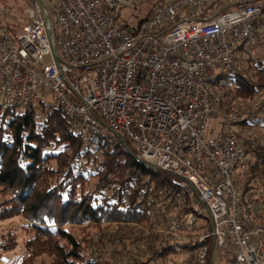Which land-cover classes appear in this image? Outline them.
<instances>
[{
	"label": "built area",
	"instance_id": "built-area-1",
	"mask_svg": "<svg viewBox=\"0 0 264 264\" xmlns=\"http://www.w3.org/2000/svg\"><path fill=\"white\" fill-rule=\"evenodd\" d=\"M143 1L41 0L50 27L32 0L16 28L0 21V104L26 108L50 93L78 133L128 141L148 167L180 179L147 194L153 226L133 224L162 240L152 251L139 243L131 264H171L159 256L169 245L186 257L194 245L195 264H212L215 251L264 264V178L240 183L249 156L239 122L251 113L221 110L212 83L236 46L264 38V0H153L147 17ZM132 238L116 241L128 249L120 264L132 261Z\"/></svg>",
	"mask_w": 264,
	"mask_h": 264
},
{
	"label": "trees",
	"instance_id": "trees-1",
	"mask_svg": "<svg viewBox=\"0 0 264 264\" xmlns=\"http://www.w3.org/2000/svg\"><path fill=\"white\" fill-rule=\"evenodd\" d=\"M152 5L145 6L143 17L152 13ZM258 46H264V38L252 48L236 46L234 63L215 76L212 83L221 110L245 111L240 104L264 89V52H253ZM263 107L264 98L249 110L250 118L239 122L238 142L249 156L240 182L244 189L264 178V142L241 137L264 128ZM125 144L123 149L110 138L78 133L54 100L41 97L26 108L0 104V220L19 217L23 222L19 229L27 255L20 264H33L43 255L49 261L39 264H110L98 249L111 237L118 241L122 230L132 236L138 233L118 223L153 226L143 206L147 194L159 187L179 188L180 179L148 167L136 157L134 146ZM111 224L117 226L107 230ZM92 229L98 230V238ZM18 245L15 228L0 233V257ZM183 248L193 251L195 246ZM178 252V247L169 245L159 256Z\"/></svg>",
	"mask_w": 264,
	"mask_h": 264
},
{
	"label": "rangeland",
	"instance_id": "rangeland-1",
	"mask_svg": "<svg viewBox=\"0 0 264 264\" xmlns=\"http://www.w3.org/2000/svg\"><path fill=\"white\" fill-rule=\"evenodd\" d=\"M153 0H144L141 4L142 6V14L146 12V8H144L147 4H152ZM32 6V0H0V21L4 24L9 25L12 27V29L16 28L18 24L25 21L26 15H25V9L27 7ZM124 14L128 13L126 11L123 12ZM260 50L259 52H264V46H258L255 47L253 52ZM43 98H45L46 101H53L52 95L50 93L45 92L43 95ZM264 98V89L259 91L255 96L247 98L244 103L240 104L241 106H244L246 108L244 109L239 108V112H247L249 110H255V105L259 103ZM37 116L39 118L42 117L41 113L38 111ZM253 136V138L259 143L264 142V128H257L249 131ZM248 135L241 134V137H245ZM23 224L22 220L19 217H12L5 220H0V233L5 232L8 228H15L18 233V242L19 245L13 249L12 251L6 252L1 255L0 257V264H20L25 256L27 255L26 249L23 245L24 235L22 234L21 230L19 229V226ZM140 227H146L145 225L139 223ZM105 225H102V227H105ZM116 224H111L107 227V230L111 227H116ZM124 226L126 229H133L135 231H138L137 225H134L132 223L126 224V223H118V227ZM77 234H80L81 228L79 226L73 227ZM137 229V230H136ZM97 229H92L91 234H97V238L99 232H97ZM129 233L121 231V237H119L120 241L123 244H126L128 241L126 240ZM134 238H132V248L133 246L135 249H133L135 252L132 251L134 254L132 257V261L129 260L128 262H125L124 264H131L134 262L133 257L138 256L141 253V249L139 248L138 244L142 242H149L151 246V251L161 242L162 235H159L158 233L150 235H145L141 230L138 231V233L133 234ZM95 238L94 240H96ZM111 240L107 245L103 246L102 248L98 249V254L103 255L110 260V264H120L123 259V255L128 252V249L126 246L124 248L118 249V243L116 237H111ZM109 241V240H108ZM130 243L128 242V245ZM195 251H190L191 256L186 257L184 254L181 253H170L165 256V258H168L171 260V264H184L185 261L188 263L195 264ZM222 256V258H221ZM228 253L221 251L220 253H217V251L214 252L212 255V264H230V259L228 258ZM139 259V257H137ZM46 260L47 263L49 261V258L47 255H43L42 257H39L36 259V262L33 264H39L42 260ZM229 260V261H228ZM183 262V263H182Z\"/></svg>",
	"mask_w": 264,
	"mask_h": 264
},
{
	"label": "water",
	"instance_id": "water-1",
	"mask_svg": "<svg viewBox=\"0 0 264 264\" xmlns=\"http://www.w3.org/2000/svg\"><path fill=\"white\" fill-rule=\"evenodd\" d=\"M37 5H38V8H39V11L41 12V14L43 15V18H44V21L45 23L51 27V22H50V18L49 16L46 14V12L44 11V8H43V5H42V2L41 0H35ZM48 37H49V40L52 41V34H51V30L48 31ZM53 53L55 56H57V51L56 49L53 47Z\"/></svg>",
	"mask_w": 264,
	"mask_h": 264
},
{
	"label": "crops",
	"instance_id": "crops-1",
	"mask_svg": "<svg viewBox=\"0 0 264 264\" xmlns=\"http://www.w3.org/2000/svg\"><path fill=\"white\" fill-rule=\"evenodd\" d=\"M213 254H214V252H213ZM221 258H222V256H221ZM229 258V257H228ZM230 259V258H229ZM229 261V260H228ZM230 264H232V262H231V260H230Z\"/></svg>",
	"mask_w": 264,
	"mask_h": 264
}]
</instances>
